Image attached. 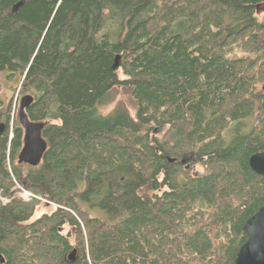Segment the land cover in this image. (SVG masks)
Returning <instances> with one entry per match:
<instances>
[{
	"label": "trees",
	"instance_id": "16d2710c",
	"mask_svg": "<svg viewBox=\"0 0 264 264\" xmlns=\"http://www.w3.org/2000/svg\"><path fill=\"white\" fill-rule=\"evenodd\" d=\"M261 11L264 0H0V73L33 97L26 114L49 144L39 166L20 164L24 130L0 100V264H235L264 207L249 166L264 152ZM117 88L134 115L101 113ZM17 185L55 211L33 220L41 203L16 199Z\"/></svg>",
	"mask_w": 264,
	"mask_h": 264
},
{
	"label": "water",
	"instance_id": "95a60500",
	"mask_svg": "<svg viewBox=\"0 0 264 264\" xmlns=\"http://www.w3.org/2000/svg\"><path fill=\"white\" fill-rule=\"evenodd\" d=\"M22 5L23 2L16 5L14 12H17ZM119 67L120 60L118 59L113 68L118 69ZM32 103L33 97L31 96H25L20 101L18 118L24 130V142L23 149L19 154V163H26L32 167H37L43 160L48 143L42 135L44 124L30 121L26 114V109ZM5 131V126L0 125V137ZM182 162L186 163L185 160ZM249 166L256 175L264 176V152L251 156ZM244 232L247 235V241L239 249L235 264H264V207L246 222ZM68 260L70 262L76 261V251H73L69 255ZM0 261L2 262L1 258Z\"/></svg>",
	"mask_w": 264,
	"mask_h": 264
},
{
	"label": "rangeland",
	"instance_id": "374dc122",
	"mask_svg": "<svg viewBox=\"0 0 264 264\" xmlns=\"http://www.w3.org/2000/svg\"><path fill=\"white\" fill-rule=\"evenodd\" d=\"M258 16L260 18L264 17V11H261V13H258ZM8 74L6 73H0V86H1V91H0V100H2L6 105L7 104H11L13 103V110L14 113L16 115V117H18V112H19V108H20V101L23 98V95H21V85L22 82H18L19 81V77H15L14 80L10 81L6 78ZM264 80L262 82H259L257 84V88L259 91L264 93ZM109 105H106L104 107H101V113L106 115V114H110L112 112H114L117 108H121L126 110L129 114L134 115L136 113V102L134 101V99L131 96V92L129 90L123 89V88H117L115 89L112 94H111V98L110 101L108 103ZM168 131V127L165 128H159L156 131V136L157 137H162L165 135V133H167ZM192 157L189 155H187L184 160L186 161V163L191 162ZM9 165V163H8ZM190 169V171L192 172V174L194 175H205L206 169L204 166L202 165H194V164H190V167L188 168ZM10 170H12V167L10 168ZM15 198L18 199L19 201L28 203V202H32V201H38L40 204V206L38 207L33 220L41 217L43 214H51L52 212L55 211L56 209V205L53 203H50L49 201L43 199L40 196H37L35 194H33L32 192L27 191L24 187L17 185L16 186V195ZM0 202H2L4 205L9 203L10 200L4 198L3 196H0ZM72 214H74V212L72 210H69ZM92 213L94 214H100L98 211H93ZM75 215V214H74ZM64 232H70L72 231V229L69 228V226H65L63 228ZM72 241H74V238L72 239ZM225 240L223 239V242Z\"/></svg>",
	"mask_w": 264,
	"mask_h": 264
},
{
	"label": "bare ground",
	"instance_id": "6f19581e",
	"mask_svg": "<svg viewBox=\"0 0 264 264\" xmlns=\"http://www.w3.org/2000/svg\"><path fill=\"white\" fill-rule=\"evenodd\" d=\"M19 113V112H18ZM13 116H14V114H13ZM18 121H19V118H18ZM0 125H4L5 126V130H6V125L5 124H0ZM21 125V124H20ZM23 142H24V138H23ZM48 143V142H47ZM48 147H49V144H48ZM23 149V148H22ZM47 150H48V148H47ZM22 151V150H21ZM47 152V151H46ZM21 153V152H20Z\"/></svg>",
	"mask_w": 264,
	"mask_h": 264
}]
</instances>
